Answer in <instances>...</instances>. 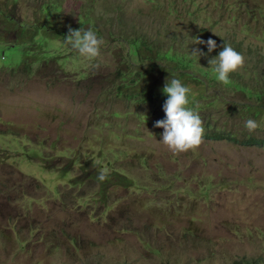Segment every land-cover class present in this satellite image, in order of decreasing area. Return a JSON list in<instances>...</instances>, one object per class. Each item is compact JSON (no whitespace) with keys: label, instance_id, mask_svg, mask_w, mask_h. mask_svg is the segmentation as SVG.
Masks as SVG:
<instances>
[{"label":"rangeland","instance_id":"374dc122","mask_svg":"<svg viewBox=\"0 0 264 264\" xmlns=\"http://www.w3.org/2000/svg\"><path fill=\"white\" fill-rule=\"evenodd\" d=\"M139 4L148 9L143 0L126 3ZM160 13L137 20L156 27ZM221 26L213 32H224ZM247 37L264 49L262 39ZM19 48H1L6 63L21 62ZM100 57L112 59V51ZM88 62L72 51L67 68L88 71ZM45 76L0 59V264H228L264 257V148L203 137L195 151L174 155L160 142L163 132L149 127L138 138L129 126L119 135L94 129L88 73ZM60 149L79 155L73 172L58 171L70 157L51 159L58 172L44 168L41 157ZM88 155L92 165L111 159L126 171L144 163L133 171L138 186L112 187L108 207L93 202L99 188L84 175L92 170ZM77 174L84 181L72 185ZM175 252L182 259L170 258Z\"/></svg>","mask_w":264,"mask_h":264},{"label":"trees","instance_id":"16d2710c","mask_svg":"<svg viewBox=\"0 0 264 264\" xmlns=\"http://www.w3.org/2000/svg\"><path fill=\"white\" fill-rule=\"evenodd\" d=\"M70 1L75 7L69 6ZM127 2L135 0H0V59L3 65L12 64L15 70L22 66L29 75L58 77L88 73V86L94 98L88 125L116 135L128 132L129 126L137 138L147 127L153 133L163 132V128L155 127L157 120L166 119L163 105L167 95L162 89L167 80L179 79L191 88L188 107L199 113L204 138L264 148V49L247 37L264 41V0H143L149 5L147 10L140 4L131 8ZM162 8L164 13L157 16L158 26L145 27L138 22L141 15ZM171 17L187 20V24L172 21ZM219 24L225 31L215 35L213 30ZM69 27L91 28L104 40L101 51H112V59L103 60L99 56L88 62V71L67 68L74 52L64 43ZM197 38L204 41L211 38L217 47L209 53L206 44L194 43ZM56 41H61L62 46H56ZM224 43L245 59L244 67L230 73L227 83L216 79L214 66L209 64ZM15 47H20L21 62L6 63L7 55L1 48ZM195 50L205 55L198 57L193 54ZM97 64L99 67H95ZM248 119L256 120L260 127L249 132L244 127ZM66 152L60 149L51 157L42 156L44 168L57 171L51 159L70 157ZM78 152L74 150L73 154ZM113 154L120 157V152ZM34 156L27 152L29 159ZM78 159V154L70 157L68 166L58 171L73 172L72 162L76 164ZM92 159L88 155L92 170L84 175L98 185L99 197H92L93 202L108 207L105 200L112 187L129 190L138 186L133 171L143 168L144 163L126 171L121 167L123 163L117 165L109 159L106 164L92 165ZM102 168L109 175L107 180L99 182L97 176ZM81 177L72 185L82 183ZM62 188H59L61 197H67V191L62 192ZM88 210L91 215L95 213L96 217L103 218L104 212L99 209L88 205ZM122 230L134 229L123 226ZM181 255L175 252L170 258L182 259ZM183 264H191V260ZM228 264H264V257H242Z\"/></svg>","mask_w":264,"mask_h":264},{"label":"clouds","instance_id":"9594fccd","mask_svg":"<svg viewBox=\"0 0 264 264\" xmlns=\"http://www.w3.org/2000/svg\"><path fill=\"white\" fill-rule=\"evenodd\" d=\"M213 33L217 35L215 32ZM64 43L86 60L95 61L101 54L104 40L98 37L91 28L72 29L69 27ZM194 43L206 44L209 53L217 47L216 41L211 38L207 41L197 38ZM193 54L198 57L205 55L199 50L193 51ZM209 64L214 66L216 79L219 82L227 83L230 73L244 67L245 59L241 53L224 43L222 50L216 57L209 60ZM95 67H99V65L97 64ZM162 92L167 95V100L163 105L166 119L155 122V127L164 129L160 142L174 155L189 150L195 151L203 143L205 129L199 113L188 107L191 88L185 86L179 79L173 78L170 81L167 80ZM244 127L249 132H254L260 127V124L256 120L248 119L245 121ZM108 175V170L102 168L97 180L104 182L108 179Z\"/></svg>","mask_w":264,"mask_h":264}]
</instances>
